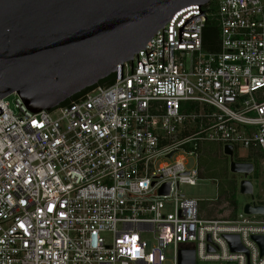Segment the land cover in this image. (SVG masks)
<instances>
[{
    "label": "built area",
    "instance_id": "1",
    "mask_svg": "<svg viewBox=\"0 0 264 264\" xmlns=\"http://www.w3.org/2000/svg\"><path fill=\"white\" fill-rule=\"evenodd\" d=\"M210 2L177 10L69 103L0 98V264H178L188 250L195 264H264V216L207 217L178 191L200 176L181 153L201 143L264 152V0Z\"/></svg>",
    "mask_w": 264,
    "mask_h": 264
},
{
    "label": "water",
    "instance_id": "2",
    "mask_svg": "<svg viewBox=\"0 0 264 264\" xmlns=\"http://www.w3.org/2000/svg\"><path fill=\"white\" fill-rule=\"evenodd\" d=\"M210 1L0 0V98L16 93L32 111L56 107L131 60L177 10ZM222 153L230 172L243 175L239 193L251 198L242 212L264 216L248 179L253 163L234 161L231 145ZM168 191L169 184L158 193ZM225 237L233 251L244 250L237 235ZM252 239L264 253V235ZM178 264H195L194 251H180Z\"/></svg>",
    "mask_w": 264,
    "mask_h": 264
},
{
    "label": "rangeland",
    "instance_id": "3",
    "mask_svg": "<svg viewBox=\"0 0 264 264\" xmlns=\"http://www.w3.org/2000/svg\"><path fill=\"white\" fill-rule=\"evenodd\" d=\"M214 2V0H212ZM261 93H264V91H261ZM9 102V105L11 108H14V100L15 95L9 94L6 98ZM202 144V143H201ZM211 145L215 149V153L218 154L219 159L224 163L226 168V174L235 180H237V183L239 185V179L241 177L240 174L237 173H231L229 170V158L228 156L224 155L222 153V147L221 145L216 142H211ZM261 153L260 155H258ZM181 155L184 157V166L187 169L193 170L198 167L200 158H197L194 155H188L187 153H181ZM233 159L235 161H245L249 158L251 159H257L258 160V177H254L253 173L250 176L249 180L253 184V200L259 203L264 204V191H263V165H264V152L262 151H256V150H249V149H242L239 146H235L233 150ZM217 158V157H216ZM161 161H166L162 159ZM251 163H254L253 161H250ZM241 180V179H240ZM178 191L180 193L184 194V197L191 198L194 200H197L199 209L204 213L207 217L212 216H226L229 214V209L226 208L224 203L220 200L218 201L219 197V190H218V179L211 178L207 174H202L199 176V178L196 180V183L193 185L190 184H181L179 185ZM238 207H237V214L242 211V205L246 202L251 201V198L248 195H243L238 193L236 195ZM219 203L218 210H213L211 207H213V204ZM217 209V208H216ZM165 264H171L170 261H166ZM196 264H219L215 261H196Z\"/></svg>",
    "mask_w": 264,
    "mask_h": 264
},
{
    "label": "trees",
    "instance_id": "4",
    "mask_svg": "<svg viewBox=\"0 0 264 264\" xmlns=\"http://www.w3.org/2000/svg\"><path fill=\"white\" fill-rule=\"evenodd\" d=\"M214 2H210L209 6H211ZM217 33V29L214 26L213 21H209L207 26L204 29V48L206 50H213L214 48L212 47L211 43L213 39L215 38V35ZM113 80V74L107 76L104 79L99 80L96 84L100 85H107L111 83ZM95 84V85H96ZM90 88V87H89ZM89 88H86L85 90L73 95L71 98L65 100L62 102L64 103H69L71 100L76 99L79 95H81L84 91L88 90ZM221 147V146H220ZM198 158H200L199 162V168H200V175L207 174L211 178H216L218 179V190H219V197L218 201H222L224 205L226 206L227 209H229V214L224 216L225 218H233L237 214V199L236 195L238 193V183L237 180L234 178L229 177L226 174V168L224 163L219 159L218 154H216L214 147L211 145V142H204L199 145L198 147ZM259 153L258 155H260ZM217 157V158H216ZM245 161H253L254 163V171H253V176L258 177V160L255 159H247ZM256 202V201H255ZM257 204H263L256 202ZM218 205L219 203L213 204L211 209L213 210H218ZM217 208V209H216ZM211 217H215L210 215Z\"/></svg>",
    "mask_w": 264,
    "mask_h": 264
},
{
    "label": "flooded vegetation",
    "instance_id": "5",
    "mask_svg": "<svg viewBox=\"0 0 264 264\" xmlns=\"http://www.w3.org/2000/svg\"><path fill=\"white\" fill-rule=\"evenodd\" d=\"M234 158V157H233ZM234 160V159H233ZM235 161V160H234ZM236 162H249V161H240V160H237ZM254 165V164H253ZM254 171V170H253ZM253 173V172H252ZM252 173L250 174V176L252 175ZM241 175V174H240ZM243 178V175H241V177H240V179H242ZM248 178H249V176H248ZM240 179H239V181H240Z\"/></svg>",
    "mask_w": 264,
    "mask_h": 264
}]
</instances>
